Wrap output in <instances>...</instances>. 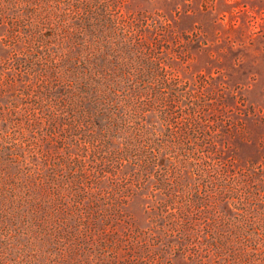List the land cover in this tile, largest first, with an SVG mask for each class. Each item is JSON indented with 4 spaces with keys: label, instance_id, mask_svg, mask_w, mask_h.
<instances>
[{
    "label": "rangeland",
    "instance_id": "rangeland-1",
    "mask_svg": "<svg viewBox=\"0 0 264 264\" xmlns=\"http://www.w3.org/2000/svg\"><path fill=\"white\" fill-rule=\"evenodd\" d=\"M111 14L147 170L59 118L52 61ZM19 16L60 22L12 39ZM173 194L192 237L160 216ZM0 264H264V0H0Z\"/></svg>",
    "mask_w": 264,
    "mask_h": 264
},
{
    "label": "trees",
    "instance_id": "trees-1",
    "mask_svg": "<svg viewBox=\"0 0 264 264\" xmlns=\"http://www.w3.org/2000/svg\"><path fill=\"white\" fill-rule=\"evenodd\" d=\"M104 18L100 27L78 29L81 42L76 51L72 49L61 56L60 60L52 61L56 88L64 92L59 118L67 121L73 131L91 132V137L82 138L81 142H84V148L94 153L100 147L97 142L122 138L125 147L120 151L122 158L119 164L123 166L124 162H130L133 166L138 165L147 170L150 165L144 159V154L150 147L146 145L144 138L146 136L148 138L149 135H146L145 125L139 127L138 122L134 120L138 118L137 110L140 108H135L137 97L128 90L132 81L138 82L139 77L144 74L135 70L133 58L137 51L133 42L135 38L124 31V22L114 18L112 14L110 18ZM18 22L12 24V27H15L12 39L19 37L21 30L27 31L31 27L35 30L43 28L44 31V28H47L44 27L46 24L52 28L60 21L44 18L34 24L33 18L22 17ZM61 40L64 42L65 37L62 36ZM149 62L152 66L156 61ZM159 188L163 189L162 185ZM167 192L169 194L172 190L169 189ZM173 195L169 202L160 206V216L175 226L174 231L177 234L184 233L185 236L192 237L191 234L194 232H191L189 226L191 224L186 221L188 215L184 214L186 210L183 207L184 202H180L176 194ZM188 197L189 193L187 192L185 197L183 190L180 199ZM214 214L212 225L217 227L223 222V216L217 212ZM204 222L206 225L209 224V220ZM180 226L187 229H179Z\"/></svg>",
    "mask_w": 264,
    "mask_h": 264
}]
</instances>
